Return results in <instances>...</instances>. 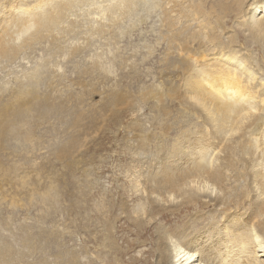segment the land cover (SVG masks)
<instances>
[{"label": "rangeland", "instance_id": "rangeland-1", "mask_svg": "<svg viewBox=\"0 0 264 264\" xmlns=\"http://www.w3.org/2000/svg\"><path fill=\"white\" fill-rule=\"evenodd\" d=\"M5 1L0 20L8 13ZM96 1L71 12L77 33L48 35L19 53L0 54V133L11 104L26 114L17 123L28 135L11 152L0 143V264L156 263L160 226L180 223L193 210L167 221L158 212L164 202L157 181L195 157L188 128L194 117H185L170 93L175 63L164 71V59L174 53L160 34V1L111 27L114 0ZM184 22L180 17L177 25ZM101 25L108 30L97 32ZM27 33L15 32V42L5 35L0 43L20 44ZM179 145L189 147L186 159L178 160ZM6 152L15 160L3 161ZM218 220L213 225L221 229ZM140 221L146 233L135 228ZM206 225L202 244L210 245L222 234ZM176 239L168 240L171 252Z\"/></svg>", "mask_w": 264, "mask_h": 264}, {"label": "bare ground", "instance_id": "bare-ground-1", "mask_svg": "<svg viewBox=\"0 0 264 264\" xmlns=\"http://www.w3.org/2000/svg\"><path fill=\"white\" fill-rule=\"evenodd\" d=\"M159 1L160 34L164 44L168 46L172 42L174 53L164 59V71L169 63H175V91L170 93L182 105L180 112L185 117L188 114L194 117V126L188 128L193 134L195 157L186 159L190 149L179 145L178 160L181 157L186 160L175 166L171 178L164 176L157 181L164 202L158 212L165 221L172 214L191 208L197 213L191 214V210L180 223L160 226L157 262L143 260L142 264H177V261L178 264H264L259 257L260 253L264 255V0ZM95 2L7 1L9 14L4 12L7 16L1 18L5 26L0 37L11 36L15 42L17 37L12 36L15 32H28V36L22 43L12 42L10 46L4 39L0 54L13 55L48 35L57 34L60 38L63 35V38L65 34L77 33L75 28L79 24L69 18L71 12ZM150 2L114 0L108 5L109 27L114 21L117 26L123 18L138 13ZM174 14L184 18L182 26L177 25L180 17L174 18ZM105 30L108 29L102 25L96 28L97 32ZM6 111L0 143L3 150L11 152L28 137L17 123L26 114L19 113L22 111H16L11 104L6 106ZM7 152L2 160H15V153ZM9 170L14 171L12 164ZM202 186L210 193L202 195ZM172 196L177 200L171 202ZM166 202L178 204L172 209L165 206ZM149 211L146 207V213ZM217 217L223 219L221 229L213 225L219 222ZM207 223L222 234L220 238L213 237L210 245L202 244V228ZM135 228L140 234L147 232L141 221ZM173 237H177V243L171 252L168 240ZM239 255L245 259H239ZM132 259L139 258L132 256Z\"/></svg>", "mask_w": 264, "mask_h": 264}]
</instances>
